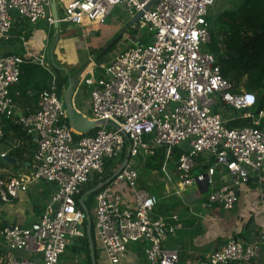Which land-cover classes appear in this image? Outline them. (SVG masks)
<instances>
[{"label": "built area", "instance_id": "built-area-1", "mask_svg": "<svg viewBox=\"0 0 264 264\" xmlns=\"http://www.w3.org/2000/svg\"><path fill=\"white\" fill-rule=\"evenodd\" d=\"M153 1L76 0L59 16L60 24L83 29L103 24L117 7L129 18L123 48L108 62L91 60L80 78L78 90L90 94L84 117L98 124L91 134L70 126L54 61L46 51L0 56V141L13 124L36 145L28 174L4 179L0 172V212L34 185L54 188L34 224H0V239L10 250L35 257L9 258L7 264H64L68 249L87 235V215L77 200L95 181L100 189L92 214L102 264H122L133 244L141 245L148 264H179V249L165 244L182 228L180 218L155 217L159 199L140 186V168L160 150L165 164L155 173L179 184L177 197L192 187L204 188L210 206L232 212L242 186L252 179L264 186V108L256 109V94L236 91L209 50V19L217 0H159L145 11ZM141 12L140 20L132 22ZM40 21L55 25L50 0H0V43L15 40L17 24ZM143 29L148 36L132 37L131 31ZM26 64L51 77L50 90L39 94L37 109L29 114L18 109L11 93ZM236 122L249 125L232 127ZM176 149L182 150L177 160ZM126 150L127 166L104 186L107 163H120ZM124 188L132 195L128 203ZM262 246L259 235L251 241L234 236L194 264H257Z\"/></svg>", "mask_w": 264, "mask_h": 264}, {"label": "crops", "instance_id": "crops-1", "mask_svg": "<svg viewBox=\"0 0 264 264\" xmlns=\"http://www.w3.org/2000/svg\"><path fill=\"white\" fill-rule=\"evenodd\" d=\"M74 1L76 0H57L58 15L60 16L64 8ZM109 17L103 24L87 29L69 28L67 25L63 27L62 24H60L59 29H56L54 26L50 27L45 21H40L34 25L17 24L15 40L10 42L6 49H0V56L7 54L27 56L28 53L41 55L46 51L53 59L56 69L61 70L66 76L67 73L76 74L84 71L91 60L104 63L113 58L111 56V58L101 59L102 57L99 56L97 47H101V45L103 47L106 39L103 43L100 41L90 44L86 42L88 38L90 40L93 38L92 36L99 35ZM121 23L119 37L127 29L129 21ZM89 32L91 36L84 37V34ZM103 35L107 36L108 42L113 40L114 36L109 35V31L104 32ZM74 37L80 38L74 39ZM22 73L21 87L19 84L13 87L11 92L18 109L29 114L37 109L39 94L51 87V78L43 69L31 68L30 65H26ZM81 91L79 89L77 95ZM76 97L74 100L76 110L86 116L88 104L87 107L82 106L80 110L76 105ZM19 139L15 131L8 126L5 130V139L0 141V172L4 179L20 177L30 171V162L36 145L32 139L22 138V144L14 149ZM5 154L7 155L3 158L2 156ZM143 169L146 172L140 175V186L159 199V204L155 209V217L177 215L180 218L182 228L178 230L174 238H170L165 244L169 250L179 249V264H194L197 260L208 257L225 246L234 236L251 241L253 237L258 235L263 239V246L257 264H264V230L256 225L264 218V204L261 201L262 195H264V186L252 179L240 188L239 203L236 209L232 212H225L208 204V196H205L208 193L206 189L192 187L183 196L175 197L168 188L171 186H168L163 179L160 178L158 182L147 177L148 174L155 173V171ZM53 190L54 188L48 183L32 186L28 192L22 193L15 201L3 205L0 212V224L3 226H31L42 214ZM199 193L202 197L198 200L195 196ZM123 195L126 203L131 201L132 195L128 189L123 191ZM94 205L95 201H93V209ZM219 220H227V223L234 221L232 226L226 229L214 224ZM69 250H71L72 255H75L72 247ZM9 258L33 260L35 257L29 252L10 250L0 239V264H7ZM122 264H148L143 256L141 245H131Z\"/></svg>", "mask_w": 264, "mask_h": 264}, {"label": "trees", "instance_id": "trees-1", "mask_svg": "<svg viewBox=\"0 0 264 264\" xmlns=\"http://www.w3.org/2000/svg\"><path fill=\"white\" fill-rule=\"evenodd\" d=\"M209 22L211 23L212 27V41L209 50L216 56L218 64L222 69L223 77L233 85L237 92L239 91V87L244 86L247 92L256 94L258 99V105L256 109H263L264 0H243L239 7H233L231 9H227L226 11L223 9L216 16L214 21H211L210 18ZM26 65H30L31 68H40L33 64ZM26 65H24L23 68ZM54 71L57 78L56 83L58 94L62 95L68 84V76L56 68ZM22 81L23 73L19 83L20 87ZM47 90H50V88ZM247 125H249L248 122H236L232 124V127H245ZM9 127L15 131L19 138H27L22 127L13 124ZM181 153V149H176L174 152V159L177 160ZM164 164V152L163 150H160L155 157L150 158L145 163V168L146 170L159 171L164 166ZM115 165L117 164L113 162L107 163L104 181H107L118 171L119 168H117ZM97 186V181L90 183L77 200L78 206L82 207L81 200L84 198V205L88 208L90 213L91 207L88 203V197L89 195H96L95 189ZM91 204L93 205L92 201ZM84 227L86 230L87 221L85 222ZM92 238L95 242V252L98 261L99 249L95 238L94 224L92 225ZM72 251L75 253L86 252L88 256L87 264H92L89 249V239L87 235L84 239L79 240L78 246L75 245L72 247Z\"/></svg>", "mask_w": 264, "mask_h": 264}, {"label": "rangeland", "instance_id": "rangeland-1", "mask_svg": "<svg viewBox=\"0 0 264 264\" xmlns=\"http://www.w3.org/2000/svg\"><path fill=\"white\" fill-rule=\"evenodd\" d=\"M243 0H217V3H216V6L215 8L213 9L212 11V15H211V21H214V19L216 18V16L220 13L221 10L227 8V9H231L233 7H239L241 5ZM61 18L63 17V12L61 13ZM124 21H129V18H128V15H127V12L126 10L123 8V7H117L115 9H113L111 11V14H110V17L109 19L107 20V23L105 24V27L101 29V31L99 32V35L98 36H92L93 38H91L90 40H86L87 43H91V42H96V41H100L101 43L104 42V40L106 39V43H104L105 45H101V47H97L99 49V56H101L103 58H111V56H115L124 46L123 42H122V39L120 36L121 34V30H120V27H121V22H124ZM63 27L65 25H67L69 28H80L79 26H76V25H73V24H62ZM109 31V35L111 34V36L113 35L114 37L112 38L113 40L111 41H107V36L103 35L104 32H107ZM143 35V36H148V29H143V30H139L138 32H134V31H131V35L132 37H136V35ZM105 36V37H104ZM80 37H74V39H79ZM108 42V43H107ZM148 41H144L143 44H147ZM10 43H0V49L4 50L6 49ZM101 48V49H100ZM75 55V53H72ZM84 54V53H82ZM75 73H73L74 75ZM238 90L240 92H247L246 88L244 86H241L238 88ZM89 97H90V94L89 92L86 90V89H83L76 97V105L77 107L81 110L82 106L83 107H87V104H88V101H89ZM222 113L225 115V116H228L227 115V111L225 110L223 112L222 110ZM82 115V114H81ZM230 116V115H229ZM128 143H127V146H126V149L128 150ZM127 150H126V153L124 154V158L122 160V162L118 163L117 165V168H120L121 165L123 164L124 162V159L126 158L127 156ZM116 168V167H115ZM140 172V175L141 173H145L146 171L142 168H140L139 170ZM162 176L163 175H158V174H154V173H150V175L148 174L147 177L151 178L153 181H158L160 178L162 179ZM160 181V180H159ZM158 181V182H159ZM124 190H127L126 188H124ZM209 193H206L205 196H208ZM186 197V196H185ZM198 200L201 199V194L199 193L198 195L195 196ZM88 203H89V206L91 207V217H92V220H93V223H94V216L92 214V211H93V206L91 204V201H95V196H90L88 197ZM234 221V220H233ZM232 222L230 223H227V220L224 221V220H219L217 223L214 222V224L220 226L221 228H226L228 229L230 226H232ZM257 227L258 228H263L264 230V218L263 220L258 223H256ZM75 245H79V241L76 242ZM98 249H99V252H98V256H99V260H98V264H102L101 263V249H100V246L98 244ZM75 253V252H74ZM76 256V257H75ZM88 262V256H87V253L86 252H80V253H75V255H72V252L71 250H69L67 252V254L64 256V264H87Z\"/></svg>", "mask_w": 264, "mask_h": 264}, {"label": "water", "instance_id": "water-1", "mask_svg": "<svg viewBox=\"0 0 264 264\" xmlns=\"http://www.w3.org/2000/svg\"><path fill=\"white\" fill-rule=\"evenodd\" d=\"M51 1V13L52 16L55 20V25L54 27L56 29H59L60 27V23H59V15H58V5H57V0H50ZM159 0H154L153 2H151L145 9V11H148L150 8H152ZM227 8L224 9V11H226ZM143 12L138 13L133 19L132 22L137 23L140 18L143 16ZM84 71L82 70L81 72H78L74 75H70L69 73H67L68 76V84L64 90L63 93V99H64V103H65V107H66V112H67V116H68V121L70 126L77 132L83 135H87V134H91L93 133V131L97 128L98 124L92 122L91 120L87 119L86 117H84L83 115H81V113H79L76 110L75 107V97L77 95V91L79 88V82H80V78L81 75ZM103 125H107V126H111V123H101ZM130 158V150L127 152V156L124 159L123 164L121 165V167L118 169V171L112 176L110 177L105 183L104 186H107L108 184L112 183L117 176L125 169V167L128 164ZM6 160H8V158H6ZM100 187H97L95 189V192L99 191ZM91 194V193H90ZM82 203V207L84 212L87 215V236L89 239V249H90V257H91V262L92 264H98L97 261V256H96V252H95V242L94 239L92 238V225H93V220L91 217V213L88 210V208L83 204L84 200L81 201Z\"/></svg>", "mask_w": 264, "mask_h": 264}, {"label": "bare ground", "instance_id": "bare-ground-1", "mask_svg": "<svg viewBox=\"0 0 264 264\" xmlns=\"http://www.w3.org/2000/svg\"><path fill=\"white\" fill-rule=\"evenodd\" d=\"M154 174L161 175L160 173H154ZM162 179H163V181H165L167 183L168 186H171V187H168V188H170V193L172 195H174L175 197H177L176 193H178V190H179V187H180L179 184L178 183H174V182L173 183L169 182L164 176H162Z\"/></svg>", "mask_w": 264, "mask_h": 264}]
</instances>
